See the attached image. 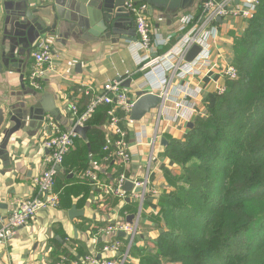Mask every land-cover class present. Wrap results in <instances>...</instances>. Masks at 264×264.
I'll list each match as a JSON object with an SVG mask.
<instances>
[{
  "label": "trees",
  "instance_id": "1",
  "mask_svg": "<svg viewBox=\"0 0 264 264\" xmlns=\"http://www.w3.org/2000/svg\"><path fill=\"white\" fill-rule=\"evenodd\" d=\"M235 35H229V62L237 77L225 81L222 95L205 101L206 115L195 116L183 138L165 136L163 156L178 172L162 169L168 188L159 192V211L151 215L159 233L147 248L137 247L135 237L125 264H131L130 259L139 264H264V0ZM109 108L95 110L85 124L90 128L87 143L76 137L65 157L70 167L54 188L61 210L73 202L81 207L94 197L103 214L118 205L121 219L133 211L126 199L104 193L121 175L132 179L117 160L104 161L102 149L114 140L106 130ZM102 164L104 173L99 170ZM87 170L98 183L85 177ZM70 172L76 177L68 179ZM107 224L95 226L90 234ZM86 254L81 250L78 257H70L63 250L71 260Z\"/></svg>",
  "mask_w": 264,
  "mask_h": 264
},
{
  "label": "crops",
  "instance_id": "2",
  "mask_svg": "<svg viewBox=\"0 0 264 264\" xmlns=\"http://www.w3.org/2000/svg\"><path fill=\"white\" fill-rule=\"evenodd\" d=\"M58 1L59 7L64 10L66 19L59 22L57 30L44 36L50 43L55 55V70L48 73L43 79L41 90L35 91L40 94V99L42 98V108L45 110L44 118L53 113L52 115L55 116L60 126L63 129H68L73 119L70 106L76 105L80 111L85 108L88 102V99L82 94L83 90L90 89L92 92H98L106 82L115 80L126 71H133L136 68L135 55H133L132 50L136 41H124L119 39L118 35L99 31L97 21L92 17L93 12L90 11L93 0ZM198 3L199 0H196V4L190 13L194 14L198 11ZM153 15L154 18L149 16L152 38L156 44L162 41L166 42L165 45L159 44L158 48L160 53H165L173 48L180 38L179 23L172 25L171 19L164 14ZM244 22L239 20L217 22L219 34L216 41L217 50H214L215 55L218 53L223 56L226 55L229 62L232 51V45H229L231 43L230 32H242ZM233 23L235 25H232ZM133 37L136 38V35ZM163 49L164 51H162ZM32 63L31 58L30 68ZM13 76L15 83H17L18 74ZM140 83H142V79L139 76L135 83L129 87L136 90ZM182 83V81L175 80L172 89ZM195 83L192 80V84ZM25 84L29 86L27 79H25ZM208 91L202 99V103L197 106L198 110L203 107L207 99L209 100L212 90ZM37 116L40 117L39 114ZM156 119V112H153L129 128L128 139L132 159L126 167L127 169L124 167L125 170L129 171L132 179L140 180L148 173L149 181L157 192L156 196L148 197L141 208L138 240L135 245L145 248L153 244L159 233L151 222V215H157L159 211L156 202L159 192L168 188L161 179L162 169H169L172 166L162 157L164 147L160 144V139L165 138V136L181 139L187 132V125H175L161 119L157 124L160 139L158 144L154 146L152 161L147 166ZM41 123L37 126V122L33 121L32 125L29 122L26 131L10 143L11 163L9 165L0 164V221L8 215L13 200L32 198L36 195L37 190L33 184V179L44 168L42 163L44 153L42 141L44 137L41 134ZM137 132H143L142 145L136 144ZM80 140L84 144L87 143L81 138ZM69 167L66 158L61 166L60 175L62 178L57 180L63 179V172ZM105 169L104 164L99 167L101 173H104ZM67 176L76 177L73 172ZM96 200L98 198L91 197L81 207L76 206L73 202L68 210H61L58 207L39 213L28 224L19 228L9 243L0 245V264H55L60 257L64 256L63 250L70 257H78L77 254L81 250L88 255L94 250H99L107 238H114L111 235L108 237L99 236L98 230L96 234L91 235L90 231L95 226L106 223L110 225L119 220L127 222L128 216L136 215L139 209L138 200L128 197L126 201L133 204L134 208L132 212L127 213L124 219H121L118 211L121 210L122 205H118L111 214L107 215L102 213ZM73 206L82 211L83 215L70 220L67 213ZM117 237L124 244H127V235L119 236L118 234ZM130 263L139 264L137 259H130Z\"/></svg>",
  "mask_w": 264,
  "mask_h": 264
},
{
  "label": "built area",
  "instance_id": "3",
  "mask_svg": "<svg viewBox=\"0 0 264 264\" xmlns=\"http://www.w3.org/2000/svg\"><path fill=\"white\" fill-rule=\"evenodd\" d=\"M259 0H199L198 11L189 13L179 21L178 30L180 38L176 45L165 53L158 48L166 42L156 44L152 38V27L148 16V5L128 1L125 8L133 18L136 42L132 48L135 55L136 68L126 71L117 79L106 82L98 92L90 89L83 90L82 94L88 99L85 109L80 113L76 105L70 106L72 124L63 129L52 117L46 116L41 123L44 168L34 177L36 195L27 199H15L11 202V210L4 220L0 221V245H5L16 235L19 228L28 224L39 213L54 210L59 207V194L55 192V180L62 178L57 168L61 167L67 154L74 147L76 127H84L92 118L95 110L101 106H109L107 111L108 123L106 130L114 137L111 144L102 149L105 154L104 161L117 160L123 167H127L132 159L131 146L128 139L129 128L134 124L129 120L133 103L137 94H152L160 98V105L156 112V127L150 145L148 164L152 161L155 144L160 135L157 124L161 119L175 125H187L191 118L199 115L197 106L212 90L218 96L225 92V81L234 80L237 71L226 55L214 54L218 39L216 20L245 21L254 13ZM197 46L199 52L192 61L186 62L185 57L189 50ZM32 66L29 71L27 83L34 90H41L43 79L55 70V55L46 37L37 40L31 54ZM140 76L142 83L136 90L125 87L135 83ZM183 83L172 89L174 81ZM192 80L196 83L192 84ZM224 80V81H223ZM223 81V82H221ZM137 91V92H135ZM210 97V96H209ZM152 112V113H153ZM122 114V115H120ZM143 132L136 133L138 145H142ZM85 177L93 183H98L95 174L87 170ZM131 182L130 192L124 191V183ZM105 195H113L121 200L128 197L138 200L139 209L134 215L132 223L114 221L105 228L98 229L99 236H113L103 243L99 250L88 255L71 260L60 257L55 264H125L129 260V250L134 238L138 235V225L143 202L148 197L156 196L157 192L151 185L148 173L140 180L126 179L121 175L115 187L107 186ZM139 188L140 192L134 194L133 190ZM123 233L128 236L125 245L117 235Z\"/></svg>",
  "mask_w": 264,
  "mask_h": 264
},
{
  "label": "water",
  "instance_id": "4",
  "mask_svg": "<svg viewBox=\"0 0 264 264\" xmlns=\"http://www.w3.org/2000/svg\"><path fill=\"white\" fill-rule=\"evenodd\" d=\"M128 1L147 4L148 16L154 18L153 14H164L171 19L172 25L179 23L196 4V0H93L90 11L97 21L98 30L118 35L124 41L135 42L133 18L125 8ZM63 19L66 17L58 0H0V164L11 163L9 148L12 140L26 131L29 122L31 125L33 121L37 122L38 126L45 115L40 94L25 84L24 73L17 69L18 60L27 58L37 40L57 30ZM216 22L221 23V20L218 18ZM198 52L199 48L193 46L186 54L185 61H192ZM16 74L17 83L13 76ZM124 86L129 87V82ZM137 96L129 116L133 123L142 121L158 109L161 101L152 94ZM191 128L192 123H188L187 129ZM89 129L88 126L76 127L74 132L87 142L86 133ZM160 144L163 147L167 145L165 138L160 139ZM57 170L61 172V167ZM132 187L131 182L126 181L123 189L130 192ZM139 192V188L133 190L134 194ZM67 215L73 220L81 217L83 212L73 206ZM133 218L130 215L126 220L131 224ZM123 235L119 233V236Z\"/></svg>",
  "mask_w": 264,
  "mask_h": 264
},
{
  "label": "flooded vegetation",
  "instance_id": "5",
  "mask_svg": "<svg viewBox=\"0 0 264 264\" xmlns=\"http://www.w3.org/2000/svg\"><path fill=\"white\" fill-rule=\"evenodd\" d=\"M34 48H31L29 56L25 59L18 60L17 69L24 73V78L27 79L30 71L31 54Z\"/></svg>",
  "mask_w": 264,
  "mask_h": 264
},
{
  "label": "rangeland",
  "instance_id": "6",
  "mask_svg": "<svg viewBox=\"0 0 264 264\" xmlns=\"http://www.w3.org/2000/svg\"><path fill=\"white\" fill-rule=\"evenodd\" d=\"M230 22H232V21H230ZM232 25H235L234 23L232 24ZM232 25H231V27H232ZM242 32H237V33H235L236 35L235 36H239L240 34H241ZM232 41H233V39L231 38L230 39V44L229 45H232ZM232 49V48H231ZM231 57H232V51H231V53H230V60H231ZM211 94H210V97H209V99L212 97V96H214L215 95V93L214 92H210ZM199 115L200 116H205L206 115V111L204 110V108L202 107L200 110H199ZM161 146V145H160ZM162 157H163V159H164V156H163V154H162ZM176 170L177 172H178V169L176 168V167H173V166H170V168H169V170ZM163 181H164V179H163V177L161 178Z\"/></svg>",
  "mask_w": 264,
  "mask_h": 264
}]
</instances>
